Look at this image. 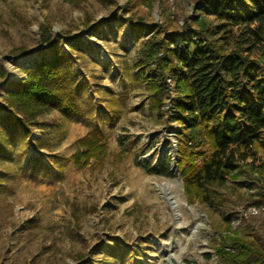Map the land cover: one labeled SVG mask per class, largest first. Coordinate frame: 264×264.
Listing matches in <instances>:
<instances>
[{"label": "rangeland", "instance_id": "1", "mask_svg": "<svg viewBox=\"0 0 264 264\" xmlns=\"http://www.w3.org/2000/svg\"><path fill=\"white\" fill-rule=\"evenodd\" d=\"M219 23L204 0H0L2 113L21 118L8 83L55 51L82 84L83 108L69 117L47 108L28 138L7 137L0 264H233L225 239L264 235V129L208 204L186 177L209 160L212 140L204 131L201 146L181 141L175 78L170 98L156 92L152 65L140 66L154 32L205 28L233 50L239 28L214 32ZM244 54L264 58L258 47ZM94 125L100 136L86 145ZM242 253L241 264L254 259Z\"/></svg>", "mask_w": 264, "mask_h": 264}, {"label": "trees", "instance_id": "2", "mask_svg": "<svg viewBox=\"0 0 264 264\" xmlns=\"http://www.w3.org/2000/svg\"><path fill=\"white\" fill-rule=\"evenodd\" d=\"M204 1L208 14L220 20L214 32H230L227 27L231 26L239 28L235 48L227 51L225 44L205 28L177 35L154 32L143 42L140 66L152 65L156 92H165L170 98V75L175 78L170 112L175 128L183 135L181 141L201 146L204 131L212 140L209 160L189 174L186 181L199 190L203 201L213 206L215 185L225 184L238 171L239 162L255 154L254 146L263 145L264 77L257 68L262 67L264 58L260 55L253 59L244 51L258 47L264 54V0ZM187 34L189 37L184 38ZM68 63L65 55L55 51L50 59H41L27 68L26 78L8 83L12 98L21 100V118L9 111L2 113L0 106V154L11 155L7 137L9 140V136H30L31 126L38 123L37 115L42 110L55 108L67 117L83 112L82 84L77 82ZM42 128L49 129L47 124ZM92 129L80 140L86 145L95 143L100 136L97 125ZM179 151H185L184 145ZM226 240L231 263L241 264L239 257L243 252L254 258L246 259L247 264H264V235L253 242L240 236Z\"/></svg>", "mask_w": 264, "mask_h": 264}]
</instances>
